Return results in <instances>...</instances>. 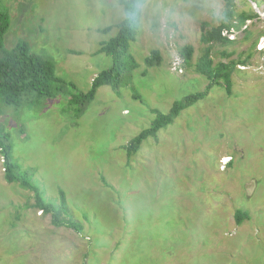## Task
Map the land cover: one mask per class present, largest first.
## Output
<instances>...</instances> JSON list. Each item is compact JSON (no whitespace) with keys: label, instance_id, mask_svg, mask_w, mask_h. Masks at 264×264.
Returning a JSON list of instances; mask_svg holds the SVG:
<instances>
[{"label":"rangeland","instance_id":"rangeland-1","mask_svg":"<svg viewBox=\"0 0 264 264\" xmlns=\"http://www.w3.org/2000/svg\"><path fill=\"white\" fill-rule=\"evenodd\" d=\"M126 2L1 0L11 19L4 45L26 41L86 92L111 65L99 44L116 34ZM232 7L234 24L239 13L254 16L225 32L233 42L211 45L214 63L248 56L231 93L213 84L131 154L126 145L153 109L167 113L205 88L194 69L200 35L224 19L225 0H144L119 88L99 87L82 110L66 93L0 104L13 159L46 199L58 204L62 191L65 217L83 225H52L32 191L4 179L0 155V264H264V0ZM184 45L193 47L188 62ZM153 49L160 62L147 66ZM236 210L247 213L241 223Z\"/></svg>","mask_w":264,"mask_h":264},{"label":"trees","instance_id":"trees-1","mask_svg":"<svg viewBox=\"0 0 264 264\" xmlns=\"http://www.w3.org/2000/svg\"><path fill=\"white\" fill-rule=\"evenodd\" d=\"M143 1L127 0L124 7V17L117 25L116 34L109 40L99 44L98 52L105 53L111 58L110 67L94 76L90 88L86 92H76L73 83H67L56 75L53 62L33 53L26 41L18 39L12 47H5L4 37L9 29L11 19L7 7L2 5L0 0V104L20 107L32 93L39 98H53L58 94L66 93L65 95L69 96V100L74 103L78 102L79 110H82L85 104L94 98L99 87L107 85L113 90L118 89L121 77L127 67V60L124 57L128 52L129 43L135 39L139 26L140 6ZM232 8V0H225L224 19L217 26L203 29L200 35V41L204 44V48L195 62L194 69L208 80L205 88L173 102L167 113H161L157 109H153L155 118L151 125L140 131L127 143L126 151L128 154L135 152L147 136H155L157 130L171 123L182 109L204 97L213 84H221L227 94L231 93V74L236 69V64L247 62L248 56L245 59H226L214 63L211 56V45H227L233 42L222 33L229 31L231 27H237L238 23L243 24L254 16L239 13L236 16L237 24H234L231 21L234 14ZM192 51L193 47L191 45H184L180 48L179 53L184 62L190 60ZM222 55L229 58L231 53L223 52ZM160 58V51L153 49L145 57L144 62L147 66L158 65ZM128 59L130 68L136 66L132 57L129 56ZM68 86L74 90L73 93L66 89ZM11 153L12 147L8 143L7 134L0 125V155L4 179L7 182H16L20 187L32 191L35 198L33 206L44 214H50L52 225L56 227L63 226L80 232L83 229L82 223L71 217H65L67 206L64 193L60 191V202L58 204L46 199L44 190L32 180V175L25 168H21L13 159ZM234 216L236 222L241 223L247 217V213L236 210Z\"/></svg>","mask_w":264,"mask_h":264},{"label":"built area","instance_id":"built-area-1","mask_svg":"<svg viewBox=\"0 0 264 264\" xmlns=\"http://www.w3.org/2000/svg\"><path fill=\"white\" fill-rule=\"evenodd\" d=\"M225 32H227V31H224L222 34L226 35L227 33H225ZM263 41H264V40H263ZM260 48L262 49V46H261Z\"/></svg>","mask_w":264,"mask_h":264}]
</instances>
